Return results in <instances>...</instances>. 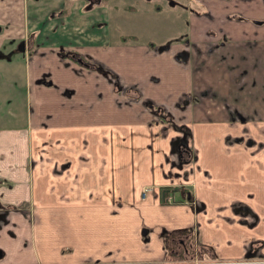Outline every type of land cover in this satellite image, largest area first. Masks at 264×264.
Listing matches in <instances>:
<instances>
[{
    "label": "crops",
    "instance_id": "obj_1",
    "mask_svg": "<svg viewBox=\"0 0 264 264\" xmlns=\"http://www.w3.org/2000/svg\"><path fill=\"white\" fill-rule=\"evenodd\" d=\"M48 1L54 2L0 0V264H172L164 231L204 218L185 191L197 189L201 169L192 163L186 178L176 177L179 143L190 148L187 133L202 139L211 122L249 119L264 126V28L258 30L264 15L249 20L253 0H210L207 8L219 13L216 31L190 20L186 48L197 64L187 69L183 122L177 111L183 91L158 100L163 86L155 81L152 89L149 80V94L139 89L140 98H132L169 107L171 119L149 104L129 110L115 103L113 81L93 78L103 74L58 55V47L105 43L110 26L98 31L93 24L113 15L107 5L83 11L84 0H71L67 15L50 18L64 0ZM22 40L25 49L18 47ZM216 51L225 66L214 71ZM208 162L201 166L222 169ZM219 177L206 186L212 182L211 193L222 195ZM146 185L154 190L143 199ZM164 186L178 187L168 190L176 200H163Z\"/></svg>",
    "mask_w": 264,
    "mask_h": 264
},
{
    "label": "rangeland",
    "instance_id": "obj_2",
    "mask_svg": "<svg viewBox=\"0 0 264 264\" xmlns=\"http://www.w3.org/2000/svg\"><path fill=\"white\" fill-rule=\"evenodd\" d=\"M206 1L109 0L107 6L110 5V9H113V15L109 16L107 21L96 20L93 26L101 31L105 28L107 30L106 26L109 25L111 36L107 37L105 43L92 49L85 48L84 45L79 49L85 55V59L99 63L109 71L93 78L113 81L115 103L130 106L129 110L133 111L140 110L143 104L146 106L151 103L143 99L142 102L138 100L139 102L136 103L133 97L125 95L124 90L127 85L131 88H135V85L137 88L131 90L136 92L135 94L129 95L137 96L140 93L139 89L147 95L149 88L147 82L151 80L153 89L152 82L156 81L157 85L163 86L161 91H157L158 100L165 98L168 93H172L175 97L183 91V96L186 98L184 97L185 100L180 106L178 103L177 111L181 113V121L185 122V108L189 101L187 96L190 95V92L187 94L185 91L187 69L194 62L191 54L183 50L186 45H191L190 20L196 21L198 18L199 23L204 22L205 28L212 33L216 31L213 27L217 22L213 17L219 14L207 8L210 0ZM240 1L242 0H233L237 4L242 3ZM50 2L54 1L47 0V4ZM252 2L255 3L253 6L256 8L249 20L253 22L257 19L263 20L261 15H264V0H253L251 4ZM70 3L71 0H64L62 6H56L49 11V17L53 18L50 16L52 10L69 6ZM128 3H133L136 7L127 8ZM240 15L247 17L244 14ZM218 18L220 19L219 16ZM261 26H264V21L258 27L259 32L262 33L264 27ZM242 28L246 27L242 26ZM196 29L201 30V28ZM238 31L237 27L236 32ZM218 42L220 44L224 40ZM180 47H183L182 52L179 50ZM216 53L211 55L214 71L225 66L220 61L223 60L219 57L221 51ZM241 57L245 58V56ZM59 62L72 61L61 58ZM229 62L236 64L232 57ZM194 63L197 64L196 60ZM43 73L40 70L37 75L42 76ZM44 74L47 75V72ZM144 79L147 81L144 82ZM145 84L147 85L144 86ZM156 105L161 109L155 111L159 113L164 109L167 117H171L169 107ZM176 114L178 115L177 112ZM228 121L229 125L223 121L211 122V127L206 132L208 134L202 139H199L198 134L194 136L193 132L186 135L188 139L190 138V150L192 149L193 153L191 151V156H187L189 157L187 161L178 157L179 169L176 177L186 178L193 167L192 163H196L201 169L197 189L192 185L190 201L193 202L194 209L198 213H204V218L202 222L196 216L195 225L188 227L189 229L182 235L187 243H189L188 239L192 243L188 251L178 248L177 252L167 248V259L172 264H264V126L249 119ZM194 138L195 142H193ZM199 143L203 150L198 147ZM215 156L219 157L215 158ZM203 160L209 161L206 165H222L219 171V181L223 189L219 193H223L222 195L214 194L217 192L211 193L212 182L206 186L207 181L213 180L215 176L218 179L219 173L211 166L203 168L201 166ZM233 161L235 163L231 168L229 165ZM254 174H257V179L248 178ZM232 179L236 184L232 183Z\"/></svg>",
    "mask_w": 264,
    "mask_h": 264
},
{
    "label": "trees",
    "instance_id": "obj_3",
    "mask_svg": "<svg viewBox=\"0 0 264 264\" xmlns=\"http://www.w3.org/2000/svg\"><path fill=\"white\" fill-rule=\"evenodd\" d=\"M89 1H91V0H88V2ZM95 1L103 2L104 0H95ZM84 9H86V7H84ZM69 12H70L69 6H63L60 9L52 10L50 15L52 17L57 16V15H61L62 16V15H67ZM60 55L62 57H69L72 60L79 61L81 63H85V64L88 65V63L84 60V58H82V56H80V54H78L74 49L62 48L60 50ZM80 57L82 58V61L80 60L81 59ZM93 67L97 68V65L93 64ZM138 96H139V94H137V97ZM149 106L154 111L158 110V109H161V107L159 105H156V104H153V103H151ZM155 112H157V111H155ZM166 113L167 112H165L164 109H163V112H159L158 114H159V116L162 119H166L167 118V114ZM170 119H171V117H170ZM185 148H186L185 145H181L180 149H179V154L181 155V159L182 160L186 159L185 158V150H186ZM171 189H178V187H176V186H164V187H162V191L163 192L171 190ZM185 191L187 192L188 189H186ZM187 229H189V228H181V229H176V230H171V231H169V230L164 231L165 243H166V246H167V248L169 250L178 252V248H181V249L185 250L186 248H189L188 246H191L190 244H192V243H187L185 241V239L183 238V236H182L183 234L186 233ZM181 238L183 239L182 242L180 240ZM189 241L190 240L188 239V242ZM3 254H4V251L1 250L0 257H2Z\"/></svg>",
    "mask_w": 264,
    "mask_h": 264
},
{
    "label": "flooded vegetation",
    "instance_id": "obj_4",
    "mask_svg": "<svg viewBox=\"0 0 264 264\" xmlns=\"http://www.w3.org/2000/svg\"><path fill=\"white\" fill-rule=\"evenodd\" d=\"M108 1L109 0H104L103 2H99V1H95V0H91V1H89L88 2V0H84V4H83V6H82V10L83 11H88V10H91L92 8H95V7H99V6H103V5H107V3H108ZM95 2V3H94ZM144 2H148V0H144ZM173 3H174V1H172ZM128 7L127 8H134V7H136V5L135 4H133V3H128V4H126ZM156 7H157V5H155ZM84 7H86V9H84ZM69 8H70V6H69ZM108 8H111L110 7V5L108 6ZM60 9V8H59ZM111 10H113V9H111ZM51 16V15H50ZM62 16H64V15H62ZM61 15H57V16H54L53 18H55V17H62ZM236 17H239V16H241V15H239V14H236L235 15ZM52 17V16H51ZM232 17V16H231ZM234 17V16H233ZM235 17V18H236ZM241 17H243V16H241ZM33 33L36 35V31L35 30H32V32H31V35H33ZM31 35H30V37H31ZM33 37H31L29 40H31ZM169 42H171L172 43V41H169ZM175 43V42H174ZM29 45L31 46V50L32 49H34V48H36L37 47V42H36V38L34 37V39L32 40V41H30L29 42ZM25 46H26V43H25V41L24 40H22V42H20L19 44H18V47L19 48H21V49H25ZM188 45H186L185 46V48L183 49V47H180L179 48V50L182 52V49L185 51V52H187V47ZM33 47V48H32ZM69 49H74L78 54H80V56H82V58H84V60L88 63V65L87 64H85V63H81V62H79V61H75V60H73L75 63H77V64H79V65H81V66H83V67H85V68H87V69H92V70H96V71H99V72H101V73H108L109 71L106 69V68H104L101 64H99V63H95V62H91V61H89V60H87V59H85V55L79 50V48H69ZM170 49H173L172 47H170ZM60 50H61V47H59L58 48V55L59 56H61L60 55ZM81 58V57H80ZM82 58L80 59L81 61H82ZM93 64H95V65H97V68H94L93 67ZM42 76H48V74L47 75H45V74H43ZM40 81H42V82H44V83H47V84H49V83H51L50 81V79L49 78H47V77H45V78H43V77H41L40 78ZM117 85H119V83H117ZM134 87L135 88H131V86H129V85H127L126 86V88H125V90H124V92H125V95H127V96H130V97H133V99H139L140 98V96H141V92L139 93V96L137 97V96H131V95H129L130 93H136V92H134V91H131L132 89H134V90H137V88H136V86L134 85ZM149 103H152V102H149ZM155 112V111H154ZM155 113H157V112H155ZM169 113V112H168ZM171 114V113H170ZM157 115H159L158 113H157ZM161 118V117H160ZM181 145H185L186 146V150H185V158L186 159H184L185 161H187V160H189V158H187V156L189 155V156H191V150H190V148H189V146H187V144L185 143V142H181V143H179V145H178V150H177V153H178V157L181 159V155L179 154V149H180V146ZM181 240V242H182V238L180 239ZM189 243H190V241H189ZM191 246H192V244H190ZM188 247H190V246H188ZM190 248H186L185 250L186 251H188Z\"/></svg>",
    "mask_w": 264,
    "mask_h": 264
},
{
    "label": "built area",
    "instance_id": "obj_5",
    "mask_svg": "<svg viewBox=\"0 0 264 264\" xmlns=\"http://www.w3.org/2000/svg\"><path fill=\"white\" fill-rule=\"evenodd\" d=\"M153 190H154V186H152V185H146V186H144V187L142 188V190H141V197H142L143 199L147 198L148 195L150 194V192L153 191ZM163 200H164L165 202H173L174 200H176V197H175V195L173 194V192H169V191H168V192L164 195Z\"/></svg>",
    "mask_w": 264,
    "mask_h": 264
},
{
    "label": "water",
    "instance_id": "obj_6",
    "mask_svg": "<svg viewBox=\"0 0 264 264\" xmlns=\"http://www.w3.org/2000/svg\"><path fill=\"white\" fill-rule=\"evenodd\" d=\"M188 198L191 197V191H187Z\"/></svg>",
    "mask_w": 264,
    "mask_h": 264
}]
</instances>
